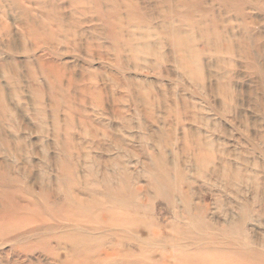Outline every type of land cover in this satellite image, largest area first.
Listing matches in <instances>:
<instances>
[{
  "label": "rangeland",
  "instance_id": "rangeland-1",
  "mask_svg": "<svg viewBox=\"0 0 264 264\" xmlns=\"http://www.w3.org/2000/svg\"><path fill=\"white\" fill-rule=\"evenodd\" d=\"M0 175V264H264V0H0Z\"/></svg>",
  "mask_w": 264,
  "mask_h": 264
},
{
  "label": "bare ground",
  "instance_id": "bare-ground-1",
  "mask_svg": "<svg viewBox=\"0 0 264 264\" xmlns=\"http://www.w3.org/2000/svg\"><path fill=\"white\" fill-rule=\"evenodd\" d=\"M46 6V5H45ZM179 37V36H178ZM182 37V36H181ZM188 48V47H187ZM186 61H187V59H186ZM192 61V60H191ZM196 61V60H195ZM186 64H187V62H185ZM195 63V62H194ZM196 64V63H195ZM187 67V66H186ZM1 172H3V171H1ZM5 176H6V174H4ZM9 175V174H8ZM1 176V175H0ZM4 176V177H5ZM161 189V188H160ZM163 192V191H162ZM166 194V193H165ZM165 196H167V194L165 195ZM171 199V198H170ZM186 201V200H185ZM188 201H190V200H188ZM188 203H190V202H188ZM186 204V203H185ZM188 205V204H187ZM183 207H185V206H183ZM185 210H186V208H184ZM199 211V210H198ZM176 214V213H175ZM194 215V214H193ZM197 215V214H196ZM179 217V216H178ZM198 217H199V215H198ZM186 218V217H185ZM197 220V219H196ZM185 221V220H184ZM198 223H199V221H198ZM125 225L126 224H124V227H125ZM191 225V224H190ZM128 227V226H127ZM143 227V226H142ZM184 227V226H183ZM177 228V227H176ZM127 229V228H126ZM210 229V228H209ZM117 230V229H116ZM115 230V231H116ZM186 230H188V229H186ZM133 232V231H132ZM177 232H179V230L177 231ZM143 234V233H142ZM192 234V233H191ZM144 235V234H143ZM196 235V234H195ZM121 236V235H120ZM129 236V235H128ZM130 237V236H129ZM175 238V237H174ZM187 238H189L188 236H187ZM179 239V238H178ZM181 239V238H180ZM180 241V240H179ZM184 242H185V240H183ZM190 241V240H189ZM175 242V241H174ZM248 247V246H247ZM180 249V248H179ZM176 254H177V252H176ZM174 255V254H173ZM182 256V255H181ZM173 258V257H172ZM176 258V257H175ZM178 259V258H177ZM185 259V258H184ZM196 260V259H195ZM199 260V259H198ZM173 261V260H172ZM186 262V261H185ZM183 263V262H182ZM185 264V263H184Z\"/></svg>",
  "mask_w": 264,
  "mask_h": 264
}]
</instances>
